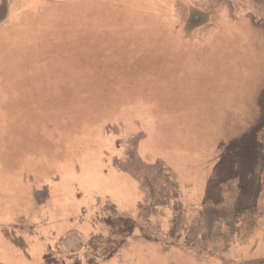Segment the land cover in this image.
<instances>
[{
    "label": "rangeland",
    "instance_id": "374dc122",
    "mask_svg": "<svg viewBox=\"0 0 264 264\" xmlns=\"http://www.w3.org/2000/svg\"><path fill=\"white\" fill-rule=\"evenodd\" d=\"M263 11L264 0H0V218L13 217L20 190L1 170L10 143L31 154L28 181L48 176L45 164L75 158L70 171L50 175L60 181L48 183L54 209L71 180L100 176L98 159L119 180L136 169L128 158L109 160L117 149L134 154L136 140L139 159L159 165L166 190L145 210L144 235L134 231L135 214L125 241L101 246L98 256L88 245L71 261L53 255L51 240L70 227L87 239L108 232L113 217L104 209L90 218L79 208L86 219L64 228L59 213L47 223L44 209L29 211L40 214L32 220L49 239L43 251L21 222L0 219V264H221L231 255L227 263L238 264L247 262L240 250L264 254V219L248 241L254 215L264 217L255 210L264 193ZM85 17L92 26L82 25ZM244 186L248 194L229 200ZM220 218L223 233L211 227ZM152 224L166 236L148 238ZM216 250L221 257L207 252Z\"/></svg>",
    "mask_w": 264,
    "mask_h": 264
},
{
    "label": "crops",
    "instance_id": "0c3cea01",
    "mask_svg": "<svg viewBox=\"0 0 264 264\" xmlns=\"http://www.w3.org/2000/svg\"><path fill=\"white\" fill-rule=\"evenodd\" d=\"M244 15H248V13H245ZM254 17H257V16H254ZM259 19L264 20V11L261 13V15H258L257 20ZM9 29L10 28H7V30ZM0 30H3V29H0ZM234 33L237 34L236 31H234ZM147 137H149V134ZM137 142L138 140H136L135 142L134 154H129V156L126 154L124 155L121 153L120 149H117L118 153L114 154L112 157L109 158L110 161H114V162L119 161L120 159L122 160L124 158H126L127 160L128 158L129 161L135 164L136 169H133L132 171H128L126 169L123 170L122 173H125L126 176H124L122 180H119L117 179V177L115 178L110 171H108L109 170L108 166L102 165L103 161L100 162V160L98 159L96 161L98 162V167L97 168L94 167L93 169L94 170L100 169L101 171L100 176H98L95 179L85 177L83 180H81V182L79 181L78 178H76V180L75 179L71 180L70 181L71 185H74V189L71 188L72 189L71 191L74 193V196L71 191L65 192L64 190H62V192L60 193L61 199H62L60 210L49 207L48 201L52 200L53 197L50 195L52 191L48 183L50 182L53 186L57 184L58 182L60 183L59 179L57 178L56 180L50 181V177L52 175H55L56 173H60V171H63V172H65L66 170L70 171L71 166L73 162L75 161V158H73V156L67 155L66 157H60V159L58 158L57 160H55L54 164H50V163L45 164L42 168H44L45 173L49 176V178L44 180L48 176L40 175L39 179L34 178L33 181H28L27 176L26 178H22V176L24 175L25 172H28L29 170L31 154L22 153V154H17V156L12 155V159H11L12 162L10 163V168L9 166L8 167L6 166V170H8L10 173H13V179H15V183L17 185H20L19 187L20 190L17 191L13 202H11L12 204H14L10 207V210L14 211L13 217L9 216V218H4V219L0 218V219L4 221L6 224L11 225L12 227H16L17 226L16 223L21 222L22 226L26 227L25 229L24 228L23 229L26 231H29L30 233L34 235L35 242L38 243V245L41 247L40 250L43 251L47 249L46 246H47V243H49V239L47 238V236L44 237L43 233L42 234L39 233V230L37 229L36 226H40V224H42L43 222L38 221V220H32V218L36 217L38 214H33L31 217L30 216L31 211L37 210L39 212L40 210L44 209V212L41 213V215L40 214L39 215L41 219L46 218L47 223L49 222V217H53V215L56 216L57 213H59L61 215L60 217L62 218L61 228H64L65 225L71 226L73 221L75 223L79 222V224L81 225L82 222L86 219L87 216H84L82 218V216L80 215L79 208H84L85 211H87V213L88 212L90 213L91 211V213L89 214L90 218L93 216L92 212L94 211V208H101L102 210L104 209L105 212L107 213L106 217H109V219L113 217V219L110 220L112 225L110 228H108L109 229L108 232H98L93 237H90L89 239H87L81 236L80 230H76L75 228L70 227V229H67L65 232H63L64 233L63 235L58 236L56 239L51 240V243L52 242L54 243L53 252H52L53 255L55 254L63 258H68L66 259V261H71L73 260L75 256L81 255L83 253L87 254L88 245L91 246L93 251L95 250V252L97 253L96 254L97 256L103 250V249L101 250L100 248L101 246L105 248L108 247L110 248V250H112V245L116 247L118 243L125 241L126 240L125 238L130 236V230L128 232V229L126 227L127 223H125V221L126 219H131L132 217H135V214H137L138 216L137 218H135L136 220L134 221L135 228L134 227L133 228H134V231L137 229L138 230L140 229L139 233L142 235L144 233L143 231L144 225L148 224L147 222L149 219V218H146L145 222L142 223L145 219L144 216H148L147 214H144L145 210H148V207H150L149 206L150 203H151V206L154 207L155 202L153 199L155 198L156 200L157 194L162 195L163 192L164 193L166 192V190L165 188H163L165 184L163 183L164 176H163V173L160 172L161 170H160L159 165H156L155 163L151 165L144 164L139 159L137 152H136ZM147 150H148V147L146 151ZM40 152H42V154H47L45 151H40ZM56 153H57V150H56ZM41 157L42 156L40 154V155H36L35 158H39L40 160H42ZM39 168L40 167H36L35 169L37 171L42 172L41 169ZM146 178L150 179V182H148ZM66 181L67 180L64 179L62 183H65ZM248 191L249 189L245 188L244 186V188H242L239 192H237V187H236L235 190H233V193L235 194V196L233 197L230 196L233 199L230 198L229 200L234 201L237 204L239 193L248 194ZM262 192H264V189L261 190L259 193H262ZM236 193L238 194L236 195ZM258 200L261 202L258 204L255 210L257 212L258 211L264 212V204H263L264 203V193L262 194V199L260 200V197H259ZM42 202L44 203V206L39 207V204ZM49 209H51L52 211H56V213L50 212ZM249 210H252V209H249ZM253 213L255 214V211H253ZM93 217L98 218L100 216L96 215ZM254 218L256 222L255 225H258L259 222L264 219V217L258 218L255 215H254ZM9 219H12V221H10ZM151 219L153 221V219H156V218L151 217ZM241 224L242 223L238 221L236 226L239 227L241 226ZM224 226H227L226 220L225 219L223 220L222 218H220L211 227H213V229L215 230L219 228V232L223 233L225 232ZM150 227L153 230L151 232V235L146 234L148 238H151V239L153 237H158V238L163 237L164 238L166 236L165 233L161 234V230L158 224H156V226L155 224H152L150 225ZM258 229H259V225H258V228L256 229L254 228L252 230V234L248 236V241L249 239L251 241V239L255 237V233L257 232ZM236 235H237V232H236ZM133 238L137 239V236ZM220 240L222 239L220 238ZM259 240L260 241L263 240V243H264V237L262 239H258V241ZM30 243H33V241L29 240L28 244ZM32 248L33 247L29 246L28 250H31ZM227 251L228 249H226V252ZM207 252L211 254L212 256L221 257V252L223 251L216 250V251H210V252L207 251ZM92 254L94 255L93 252ZM238 254H240L238 256L239 258L241 257L243 258L244 256L247 258L246 263L240 261V263L238 264H264V254L263 253L254 254V251L245 253V252H242V250H240L238 251ZM233 256L234 255H231V258ZM225 257H228V256H222L223 260L221 264H228L227 261H232L231 258H225ZM87 263L88 262H85V264Z\"/></svg>",
    "mask_w": 264,
    "mask_h": 264
},
{
    "label": "trees",
    "instance_id": "16d2710c",
    "mask_svg": "<svg viewBox=\"0 0 264 264\" xmlns=\"http://www.w3.org/2000/svg\"><path fill=\"white\" fill-rule=\"evenodd\" d=\"M79 20L81 21L82 25H84L85 27L86 26L89 27V26H92L93 25L91 19H86V17L85 18H80ZM87 23L89 25H87ZM142 111H145V110H142L141 109L139 112H142ZM6 114L8 115L7 112H6ZM13 130H14V127L12 128L11 133L10 132L7 133V138H10L12 141H13V139H16V137H15V135L13 133ZM25 133H26V130L23 127L22 132L20 133V137L21 138L22 137L25 138V135H24ZM23 148H25V149H23ZM9 151H10V153L7 155V157H5L6 161L4 163L7 167L9 166V168H10V163L12 162V160H11L12 159V154H14V152H18L19 154H22V153H25L26 154V152H27L26 151V145L25 144L16 147V146L13 145V143L12 144L11 143L9 144ZM39 151H41V150L39 149ZM65 156H67V155H65ZM2 169L3 170H6V168H2Z\"/></svg>",
    "mask_w": 264,
    "mask_h": 264
}]
</instances>
